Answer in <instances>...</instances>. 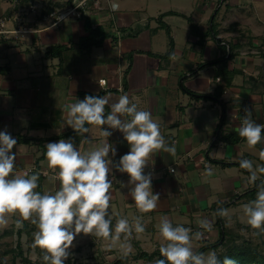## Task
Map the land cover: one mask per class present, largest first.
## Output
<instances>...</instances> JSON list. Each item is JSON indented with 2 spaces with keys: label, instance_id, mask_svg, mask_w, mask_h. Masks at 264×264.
<instances>
[{
  "label": "crops",
  "instance_id": "crops-1",
  "mask_svg": "<svg viewBox=\"0 0 264 264\" xmlns=\"http://www.w3.org/2000/svg\"><path fill=\"white\" fill-rule=\"evenodd\" d=\"M82 1L0 0V24L8 31L0 35V130L17 139L14 173L39 174L36 191L54 193L58 170L45 153L59 139L72 138L82 154L108 139L118 160L129 151L122 133L110 129L105 138L96 125L74 132L65 123L67 105L106 96L107 115L127 94L137 110L151 112L175 152L158 150L145 168L160 194L150 212L136 207L128 174L112 171L113 228L121 217L130 224L140 217L145 231L132 236L148 238L160 253L165 217L192 230L195 252L249 227L242 206L256 198L249 193L256 182L239 161L264 165V140L249 146L238 130L246 109L264 124V0H85L80 15L58 20ZM193 26L208 33L205 41ZM92 29L100 34L90 41ZM205 218L211 230L201 227Z\"/></svg>",
  "mask_w": 264,
  "mask_h": 264
},
{
  "label": "clouds",
  "instance_id": "clouds-1",
  "mask_svg": "<svg viewBox=\"0 0 264 264\" xmlns=\"http://www.w3.org/2000/svg\"><path fill=\"white\" fill-rule=\"evenodd\" d=\"M111 7L115 10L117 5L112 3ZM107 104L106 96L85 95L82 100L67 105L65 123L79 134L89 132L86 125L102 126L100 133L105 138L112 135L110 129L117 130L122 133L129 151L117 160L113 159L117 149L108 139L101 140L94 150L83 154L72 138L48 142L45 153L48 166L58 170L59 187L54 193L36 191L39 174L14 173L16 156L13 148L17 139L6 129L0 130V226L8 224L9 215L22 217L15 221L17 227H21L23 221L31 220L38 228L34 232V246L43 250V260L47 264H65L71 255L74 239L81 233L102 238L111 248L121 240V234L124 241H128L133 231H145L140 217L131 224L127 218L121 217L113 228L109 207L112 196L110 176L114 169L128 174L127 183L132 185L129 193L140 212H150L158 206L160 194L153 192L152 173L146 172L145 168L158 150L174 153L175 147L166 143L151 112L137 110L136 104H130L127 94L112 103L111 111L105 115ZM123 114L130 115L131 119H122ZM238 131L249 146L264 140V124L255 122L249 109H246ZM239 165L249 171L252 183L258 179L257 172L264 173V165H257L254 169L249 159H241ZM206 172L210 175L212 169L207 168ZM242 207L248 225L264 232V187L259 188L254 200ZM219 212L222 216L227 214L226 209ZM199 223L211 230V223L206 218ZM159 231L164 241L160 245L164 258L157 260L156 264H236L228 256L221 261L214 251L207 256L195 252L192 230L182 224L174 226L166 217L161 219ZM194 235L198 239L202 234L196 232ZM120 247L125 254L131 251L130 243H122Z\"/></svg>",
  "mask_w": 264,
  "mask_h": 264
},
{
  "label": "rangeland",
  "instance_id": "rangeland-1",
  "mask_svg": "<svg viewBox=\"0 0 264 264\" xmlns=\"http://www.w3.org/2000/svg\"><path fill=\"white\" fill-rule=\"evenodd\" d=\"M43 174L46 176L47 172ZM17 219H22V217L9 215L8 224L0 226V264H13L14 261L15 264H47L43 260V250L34 246V232L38 231L37 226L31 220H25L21 227H17L15 223ZM238 234L240 237L235 240L236 244L252 242L253 246H258L264 252V232L253 229L249 225L240 230ZM107 243L95 235L81 233L74 239L70 249L71 255L65 264H119L120 259L123 260L121 264H156L159 260V255L151 261L139 258L140 251L153 253L149 239L144 236H132L128 241H124L121 237V240L111 248L107 247ZM122 243L131 244V251L127 254L120 247ZM20 245L21 251L19 252ZM232 245V242L231 244L227 242L220 250L208 249L203 254L207 256L213 251L218 254Z\"/></svg>",
  "mask_w": 264,
  "mask_h": 264
},
{
  "label": "trees",
  "instance_id": "trees-1",
  "mask_svg": "<svg viewBox=\"0 0 264 264\" xmlns=\"http://www.w3.org/2000/svg\"><path fill=\"white\" fill-rule=\"evenodd\" d=\"M193 30L199 35L200 41L203 42L205 41V39H207L208 37V33H201L195 26H193ZM98 30H91V36H90V41L91 39H95V35L96 32ZM100 34V31H98ZM97 32V33H98ZM264 41V38H263ZM92 44L86 47V50H90L92 48ZM225 59L223 58L221 61H224ZM215 64V62L212 63H208V64H204L202 66H200V68L209 66V65H213ZM87 126V125H86ZM262 134H264V132H262ZM23 140V139H21ZM263 176L260 179H257L255 182V185L252 189V191H250L249 193H252V195H256L257 191L259 190V188L264 187V173H262ZM224 209V208H223ZM218 215L220 217L219 221H222V215H220V212H218ZM240 237V235L238 233H236L235 235L233 234V236L231 238H229V240H227V238H222L220 240H218L217 243H214L210 246H206L203 247L202 249H200L197 253H204L206 250L208 249H212V250H220L222 245L226 244L227 242L231 244L232 242V246L231 247H227V249L225 251L219 252L217 254L218 258L222 261L224 259L225 256L231 257L233 260L236 261V264H264V252L262 250H260L258 248V246H253L252 242H243L242 244H236L237 238ZM231 241V242H230ZM21 247V245L19 246V248ZM21 251V248L19 249V252ZM159 255V259H163L164 257L161 256V254L157 251L153 252L152 254H148L147 252L144 251H140L139 254V258H143L145 260H154V258H156V256ZM123 262L122 259L119 260V264H121ZM15 264V261L14 263Z\"/></svg>",
  "mask_w": 264,
  "mask_h": 264
},
{
  "label": "built area",
  "instance_id": "built-area-1",
  "mask_svg": "<svg viewBox=\"0 0 264 264\" xmlns=\"http://www.w3.org/2000/svg\"><path fill=\"white\" fill-rule=\"evenodd\" d=\"M15 2L16 3H18L19 2V0H15ZM85 4V0H83L82 2H80V4L78 5V6H76L72 11H68V12H63V13H61L60 15H59V17H58V20L60 21V20H63V19H65V18H67L68 16H70V15H80L77 11H78V8L79 7H82L83 5ZM62 17V19H60ZM8 31H6L4 28H3V24L1 23L0 24V35L1 34H6ZM106 80L105 79H103V80H100V84L102 85V86H106ZM242 124V123H241ZM173 172L175 171L174 169L172 170ZM48 174V173H47ZM46 174V175H47ZM55 177L58 179V176H57V174L55 175ZM111 179V181H112V183H114V179L113 178H110Z\"/></svg>",
  "mask_w": 264,
  "mask_h": 264
}]
</instances>
